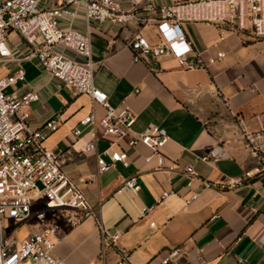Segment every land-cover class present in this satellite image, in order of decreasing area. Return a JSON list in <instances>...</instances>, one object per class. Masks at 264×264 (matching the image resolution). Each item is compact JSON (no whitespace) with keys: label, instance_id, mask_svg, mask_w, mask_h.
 Returning a JSON list of instances; mask_svg holds the SVG:
<instances>
[{"label":"crops","instance_id":"0c3cea01","mask_svg":"<svg viewBox=\"0 0 264 264\" xmlns=\"http://www.w3.org/2000/svg\"><path fill=\"white\" fill-rule=\"evenodd\" d=\"M182 27L206 62L217 52L224 57L199 70H184L171 57H162L153 67L133 63L127 41L134 30L109 24L93 27L90 42L94 85L107 94L112 106H125L135 114V132L149 126L165 130L168 141L161 150L165 164L180 169L191 166L196 177L189 188L179 168L155 171V159L144 161L149 150L141 144L129 147L127 138L113 148L127 152L129 165L116 163L95 181H87L86 176L96 171L95 155L77 150L80 143L73 147L76 138L71 130L78 127L85 133L81 118L90 112L99 118L104 109L86 94L52 88L44 101L31 104V122L38 126L49 117L57 120V128L43 144L84 193L107 231L121 233L118 245L129 251L127 264H151L174 247L189 253L187 259L178 254L176 260L182 264H198L199 255L201 264H264V149L256 154L248 150L236 126V119L242 118L250 130L259 129L260 123L264 128V38L206 22H186ZM142 32L155 41L151 28ZM7 45L12 56L28 54L15 31L9 33ZM19 68L24 80L9 86L8 92L38 90L50 80L33 59L1 62L0 76H11ZM96 131L100 153L108 141L99 127ZM217 146L225 158L211 163L200 159ZM245 173L249 176L241 184L222 187ZM132 174L138 175V193L118 191L121 179ZM202 179L218 185L207 188ZM163 192L168 196L161 199ZM191 192L198 197L186 205ZM144 208L148 211L143 215ZM41 224L57 226L54 255L67 264H116L114 247L106 249L102 261L93 218L71 226L61 214L52 212Z\"/></svg>","mask_w":264,"mask_h":264},{"label":"built area","instance_id":"2783aa9c","mask_svg":"<svg viewBox=\"0 0 264 264\" xmlns=\"http://www.w3.org/2000/svg\"><path fill=\"white\" fill-rule=\"evenodd\" d=\"M186 22H206L233 28L251 38H264V0H0V63L33 59L50 75V80L40 89L21 94L8 92L7 88L24 80L23 69L19 68L11 76H0V264H67L54 255L55 224L40 223L30 228L22 239L15 236L22 224L32 219L41 222L52 212L61 214L71 226L93 218L102 261L106 249L114 247L118 255L116 264L128 263L129 251L118 245L121 233L107 231L84 193L60 168L56 155L43 144L57 128V120L49 117L38 126L33 125L30 106L44 101V94L52 88H67L73 94L88 95L94 105L104 109L99 118L94 112L81 118L79 123L87 128L85 133L78 127L71 130L76 138L73 147L80 143L77 150L95 155L96 171L86 176L87 181H95L116 163L129 165L127 152L113 148L123 138H127L129 147L141 144L149 150L144 161L155 159V171L178 169L176 164H165L161 151L168 141L165 130L149 126L135 132L132 128L135 114L125 106H112L107 94L94 85L90 36L93 27L101 28L104 24L133 29L127 41L131 60L149 67L162 57H171L184 70H199L224 57L223 52H217L206 62L188 39L182 27ZM145 27L153 30L155 41L142 32ZM14 31L28 48L23 58L12 56L7 45L8 35ZM236 126L248 150L256 154L264 149L261 123L259 129L250 130L242 118H237ZM97 127L108 141L100 153L96 148ZM225 157L224 150L217 146L208 149L200 159L211 163ZM179 170L186 176L189 188L196 177L195 171L191 166ZM247 176L249 173L221 185L234 188ZM121 181L118 191L136 195L141 188L137 174ZM201 182L207 188L218 185L207 179ZM167 196L168 192H163L160 198ZM197 197L191 192L185 204ZM147 211L144 208L141 213L144 215ZM178 254L180 258H189L183 248L174 247L151 264H182L176 260ZM195 261L201 264L202 257L197 256Z\"/></svg>","mask_w":264,"mask_h":264},{"label":"rangeland","instance_id":"374dc122","mask_svg":"<svg viewBox=\"0 0 264 264\" xmlns=\"http://www.w3.org/2000/svg\"><path fill=\"white\" fill-rule=\"evenodd\" d=\"M146 34V33H144ZM149 35V34H148ZM148 35L146 34V36L148 37ZM149 38V37H148ZM150 39V38H149ZM151 40V39H150ZM41 223V222H40ZM38 220L36 219H32V220H29L28 222L22 224L21 226H19V229L17 228L16 230V233H15V236L16 238L19 240V239H22L26 233L28 232V230L30 228H32L33 226H36L38 224H40ZM11 222H6V225H10Z\"/></svg>","mask_w":264,"mask_h":264}]
</instances>
